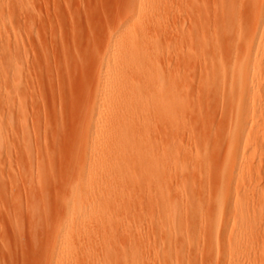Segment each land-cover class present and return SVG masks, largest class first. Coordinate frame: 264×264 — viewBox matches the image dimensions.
<instances>
[{
	"label": "rangeland",
	"instance_id": "rangeland-1",
	"mask_svg": "<svg viewBox=\"0 0 264 264\" xmlns=\"http://www.w3.org/2000/svg\"><path fill=\"white\" fill-rule=\"evenodd\" d=\"M143 1L23 0L25 5L22 3V7L27 6V12L20 18L13 15V24L6 29L10 39L3 37L5 42L2 45L7 48L8 41L7 45L14 48L16 32L19 45L15 47L20 57L13 65L4 61L5 64L1 63L3 69L0 67L3 71L0 72L3 77L0 76V87L7 92V101L0 100V264H264V139L256 145V162L260 160L261 165L257 167L256 179L240 183L238 189L229 194V200L225 195L216 197L220 188L217 172L221 155L215 152L212 158L219 156L220 159H211L214 162L212 169L199 167L189 172L190 198L172 199L171 208L160 215L148 198L146 164L142 158L146 146L143 105L147 84L145 44L138 35L148 30L156 35L159 30H168L167 37L163 32L157 36L161 37L158 38L159 44H171L173 49L175 44L176 49L158 44V56L163 53L158 58L160 70L166 74L173 72L172 67L179 70H174L175 74L186 70V76L193 78L186 79L188 86L196 87L193 99L199 98L201 88H197V68L200 70L212 56L231 62L232 51L241 49L236 46L234 31L237 27L233 25V32H230L231 26L238 20V26H245L244 22L248 25L251 18L254 19L255 4L252 11L248 5L253 2L250 4L249 0H226V12L235 13L234 17L237 15V21L233 23L232 20L229 24L221 20L218 0H154L156 12L170 10L169 16L163 12L166 14L161 13L163 19L159 14L158 18L157 15L153 18L155 20L151 16H139ZM214 14L219 17L215 19ZM165 16L168 20L163 21L167 23L164 27L161 22ZM191 23H206L208 31L203 38L215 43L214 51L209 50L210 55L203 57L190 50V38V43L185 41L190 48L181 41L179 44ZM154 24L160 25L155 32L152 29ZM226 24H229L230 34ZM220 25L222 29L217 31ZM113 37L116 38L114 54L109 58L106 52ZM132 45L139 49L138 55L120 60V55ZM177 47L184 51L181 49L179 54ZM162 56H166V60ZM179 60H185V65L181 61V66ZM113 61L114 90L120 81L125 84L119 97L122 99L118 102V98H114V121L118 126L128 124L133 118V105L141 107L135 117L140 120H135V124L138 122L133 129L135 134L132 132L125 140L122 156L107 163V169L100 168L103 172L99 169L95 173L89 162L100 148L90 145V122L96 95L102 93L100 89L104 86L102 77L109 62L112 64ZM165 63L170 67L166 64L163 68ZM192 67H197L195 72ZM14 71L17 78L13 76ZM202 94L201 98H209L207 107L201 99L196 105L202 115L204 112L208 115L205 114V118L201 115L203 128L198 123V132H210L211 135L214 133H211L214 131L211 126L218 127L216 135L211 137L217 136L220 144V138L229 128L231 112L224 107L223 98H219L221 95ZM212 102L222 107L215 111L218 106ZM217 114L221 118L218 115L216 119ZM209 118L212 125L206 132L211 124ZM202 122L207 123L208 129ZM258 125L260 123L250 128L255 129ZM133 162L134 167L131 166ZM79 177H83V181H79L76 196H81L82 201L67 207ZM248 188L253 193L243 198ZM87 198H96L95 204H90ZM240 203H244L246 214L261 221L247 243L246 252L233 244V218ZM228 247L229 252L226 251Z\"/></svg>",
	"mask_w": 264,
	"mask_h": 264
},
{
	"label": "bare ground",
	"instance_id": "bare-ground-1",
	"mask_svg": "<svg viewBox=\"0 0 264 264\" xmlns=\"http://www.w3.org/2000/svg\"><path fill=\"white\" fill-rule=\"evenodd\" d=\"M244 1H242L243 4H244ZM250 1L253 3L250 6L248 5V7L252 8L254 7L253 6L254 4L256 7V9L254 8L251 9L252 11L253 9L255 10L254 19L251 18L253 14L250 17L251 18L250 23L252 26L250 25V23L246 25L247 23L244 22L243 25L245 26L242 27L241 24L239 26L237 25V22L239 20L237 21L236 19L237 15L236 17H234L235 13L230 11V13L232 12V14H228L229 12H226L227 7H228V5L226 6V0H218L217 6L218 5L219 6L217 8H220L221 10L220 13L218 12L219 15H222L221 20L225 22L227 21V23L229 24L232 20H233V23L235 20L237 21L236 23L232 24L231 27L233 28H231V31L229 30L230 28H227L229 24L228 25L226 24L227 32L228 31L233 32L232 29H234V26L237 27L236 30L234 31V34L236 33L235 34L236 46L239 45L241 47V49L236 52L232 51L231 55L232 54L233 55L231 56L232 57L231 62H229L230 60L224 61L225 59L223 60L218 59V58L216 59L215 56H212L210 57V59H208L209 60L208 62L206 61L207 63L204 66L200 67V70L197 67L195 68L192 67V72L196 68H197L196 71L199 72V75L197 74L199 79L197 80H199L198 84H201V85H198L196 83L197 88L202 89V90L200 89V91L202 92L199 91V96L200 95L202 96L203 95L202 93H204L205 96L207 93L209 94V96H211V94L212 96L216 94L218 96L219 94L221 95V97L219 98H223V103L225 105L224 107H227V109L231 112L230 116L232 115L231 116L232 118H231V122L229 121L230 123L228 124L229 128L226 129L227 132L225 130L226 134H224L223 137L220 138L221 139L220 144L218 143L220 140L217 136H216L217 139L216 138L212 139L211 137L212 135L215 134V131H217L215 129H218V127L215 128L211 126L212 125L211 118L213 117L209 118L211 121L209 122L211 124L208 125L209 126V129H208V127H206L207 123L205 124L203 123L205 121L204 116L208 114H206L207 112L206 113L204 112V115H202L200 107L196 105V103L199 102L198 99L203 100L202 101L203 104H206L209 98L204 99L203 98L204 96L201 98V96L199 97L197 95L196 97H199V98H195L197 102H194L195 99H193L194 98L193 89L196 87L188 86L187 80L189 79L190 81L191 76L190 77H188L189 75L186 76L187 74L186 70L182 69L183 73H177V74L174 73V70L177 71L178 69L176 68L174 69V67H172L173 72L169 70L170 72H167V74L166 72L162 73V70H160V67H159L160 63L158 61V58L159 56L163 55V53L160 52V55L158 56L159 52L157 51L160 50L159 48L162 45L167 46L168 44L167 43L162 44V45L159 44L160 41L158 40V38H161V37H157V36H159L161 32H163L164 34L166 33L168 35V30L165 31V29H163L165 27L164 24H167L166 22L163 23V21L168 20V19H165L167 18V16H165L164 20H162L161 22L163 23L162 25L164 27L163 26L161 27L164 31L162 29H161L162 31L159 30L158 35L152 33V31L150 32L149 30L147 33L144 32L145 34L141 33L140 35H138V38L141 39L145 44L144 75H145L146 84H147L146 100L143 105V108L145 111V123L144 124H145L146 146L144 148L143 153L141 152L143 156L141 157L143 158L146 164L145 170L147 172L146 173L147 176L145 177H147L146 179L147 182L146 181L145 182L147 183V189H148L147 191L149 192L148 198H151L152 202L150 201V203L154 206L153 208L158 211L157 214L159 215L163 213L164 210H167V209L169 210L171 208L172 205L170 204V201L172 199L177 198V197L180 199L188 198V197L190 198L189 195H191V193L190 194L188 193L189 192L188 174L193 169H196L199 167H205V169L206 168L210 169L211 164L213 162V160L211 162V159L213 158L217 159V157H218V160L220 159L219 156L217 157L213 156L212 158L211 156L212 153L218 152L221 155L220 168L217 166V169L219 168V171L217 172L218 174L216 173L220 181V186H219L220 188H219L218 193L216 194V197L225 195L227 200H229L228 198L229 194H231L232 191L237 190L240 183L242 184V182L246 180L252 181L256 179V172L258 171L257 167L261 166L260 160L256 162V157H257V153H256L257 146L256 145L258 144V142L264 139V92H262L264 90V74H263V68H264V0H249V2ZM22 3L24 4L23 0H0V65H1L0 67L1 69H3L1 63H3L4 61H7V63L12 64L15 60H17L20 57L18 54V49H16L15 47L19 45L18 34L16 32H14L15 44L13 43L14 44L13 46L15 49L11 47L10 43H9L10 44L9 46L7 45L8 41L6 42L7 48L6 47L3 48L2 44L5 42L4 41L5 39L9 38V33H7L6 29L9 26L10 27L12 26L13 15L14 17L18 16L20 18L21 16L24 15L25 12H27L26 11L27 6H25V8L22 7L23 6ZM155 4H154V0H144L143 4H141V7H139L140 9L138 8L140 10L138 12L139 16L144 17V18L151 16L153 19V18H156V15L158 18L160 14V18H161V13L165 11H161V13H159V11L156 12V10H154ZM243 4H241L240 10ZM245 6L247 7V5ZM27 10H28V7H27ZM6 12H9V14L7 13L8 14L7 17H6ZM166 12L169 16L168 12H170V10ZM165 13H163V15H166ZM216 16L214 14L215 19H216ZM238 16L240 17L239 14ZM240 18H242V16ZM215 19L213 18V20ZM157 20L158 19H156V22ZM214 22L216 23L217 21L215 20ZM169 24L171 25V23ZM192 24L193 23H191V26L189 25V28H187V30L185 29L187 33L183 32V33H186L181 38L184 42L180 39L179 44L181 42L182 44L183 43L186 44L185 41H187V43L188 42L190 43V41H192L193 47L191 45L190 50H193V52L195 51V52L200 53V55L203 57L210 55L209 50L212 48V51H214L215 43L214 41L213 43L212 42L210 43L208 39L203 38L204 37L203 34H205L207 30L205 26L206 23L203 24L204 26L202 24L201 25L199 24L200 26L197 25L196 23H194L193 25ZM216 24H218V22ZM156 25L153 26L152 28L153 32H155L154 31L155 28L160 27V25L159 26L158 25L156 26ZM214 26L213 28H215ZM181 27L184 28L185 26H181ZM209 27L211 26L209 25L208 28ZM166 28H167V25H166ZM220 28H221V25L217 29V31ZM230 32L228 33L230 34ZM178 35L180 36V34ZM186 35L188 36V38ZM3 37H5V39L2 41ZM115 39L114 37L111 38L110 46L109 48H107L106 54L109 58H111V55L114 54V40ZM158 44L160 46L159 48H158ZM170 45H168L169 48L167 47L165 48L170 49L171 48ZM186 45L189 46V44H186ZM172 46H174L175 47L174 49H176L175 44H173ZM174 49L171 48L170 50H174ZM181 49L183 52L184 51L183 48L180 47L177 49L179 54L182 53ZM138 51L139 49L136 48V46L132 45L122 55H120L119 59L121 60V59L130 57L132 55H138L137 54ZM175 54H177V51ZM166 56H162V57L165 58ZM229 57H230V54H229ZM181 61H183V65H185L184 64L185 60H179L180 65L182 66ZM166 64L167 63L164 64L163 68L165 67ZM177 65H178V62H177ZM166 66L170 67L168 66V64ZM171 66H174V65H171ZM119 67H122V64H119ZM15 71H14L13 76L14 78H17ZM0 72L3 73L2 70H0ZM2 73L0 74L1 77H2ZM188 74L190 73L188 72ZM11 75H12V72H11ZM5 77L6 76L4 74V78ZM15 80L17 81V79ZM112 80H113L112 84L107 88V85ZM102 81L104 83V86H102L100 89L102 93L98 92L96 95V98L94 101L95 105H94V111H93V118L90 122V127H91L90 133H89L90 145L95 144L97 146L96 149L100 148L96 150V154L94 156L95 158L91 159L89 162L90 167L92 166L91 168L93 172H95L96 170H99L100 168L102 169L106 168L105 166H107V163L109 164V162H111L112 159H114V162H115L116 160H118L120 156H122V153L124 151L123 148L125 146L124 142L129 137V135L133 132V129L135 130V127H137L135 125H137L138 122L136 124L134 123L135 120L137 119V118L135 119V117H136V114L140 112V108H141L140 105H135V106L133 105L132 114H131L133 116L132 120L124 126H118V123L114 121L115 113H112L114 109V98L116 99L118 98L117 99L118 102L122 99L119 97L123 91L122 85H125V84L124 83L122 84V82L120 81L116 87V90H114V61L112 64L109 62L106 74L102 77ZM5 93L7 94V92H4L3 87H0V100L1 101L2 100L4 101L6 99L7 95H5ZM217 96L215 98H217ZM212 104H214V106L216 107L218 106L216 102H212ZM206 107H207V104L205 108ZM220 107H222V105H219L215 111H217L218 108ZM201 115L204 117L203 118L204 121L202 123L204 124L206 129H208L206 130V132L210 131V126H211V129L212 128L214 129V131L211 132V133L214 132L213 134L210 135L209 134L210 132L209 133L207 132L204 134H202L201 132H198L197 124L200 123V120L202 117ZM218 115L220 116V114H217L216 119H218ZM210 116H212V113L210 114ZM230 116L226 118L229 119ZM138 120L140 119L138 118ZM218 123H220V121ZM256 123H260V125L256 126L255 129L250 128V126H253ZM199 125H201V123ZM104 128H107V131H103ZM112 142L114 143L111 146ZM222 145H223V150L221 149ZM218 148L221 149V152L218 151ZM248 151H249V155L246 156ZM134 156H136V154ZM137 157H140V156H137ZM218 160H217V163H218ZM136 161L137 159L135 160V162ZM134 164L135 163L133 162L131 166L134 167ZM178 168H181V170L178 171L177 170ZM102 169L100 170L102 171ZM122 176L123 175H121V177ZM79 179H78V182L74 184L75 186H73L72 188V193L70 195L67 207H71V206L73 207L74 205L82 201L81 196H76V191L78 190L79 181H83L82 180L83 177H81L80 180ZM116 182L118 183V181ZM251 192L252 191L250 190V188H248V190L243 193L242 197L243 198L248 197V195ZM193 198L194 197H192L191 199ZM95 200L96 198L95 199L87 198L86 201L94 205ZM73 213H74V208L72 209V214ZM233 219L234 220H233L232 235L235 236L233 244L239 247L241 251L245 250L246 252L247 243L249 239L255 234V231L258 228V226L261 224V221L259 219L256 220L250 215L245 213L244 203H240L238 208L236 207V214L234 215ZM226 251L229 252L230 248L228 247Z\"/></svg>",
	"mask_w": 264,
	"mask_h": 264
}]
</instances>
